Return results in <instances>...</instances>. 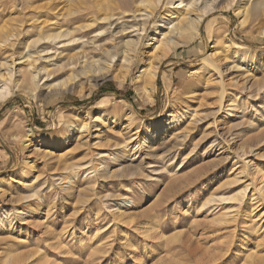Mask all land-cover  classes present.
I'll list each match as a JSON object with an SVG mask.
<instances>
[{
    "label": "rangeland",
    "instance_id": "obj_1",
    "mask_svg": "<svg viewBox=\"0 0 264 264\" xmlns=\"http://www.w3.org/2000/svg\"><path fill=\"white\" fill-rule=\"evenodd\" d=\"M123 1L0 0V45L17 37L0 59L38 36L36 19L50 25L57 12ZM225 1L194 42L170 55L153 94L137 83L140 57L168 0L125 81L82 79L83 94H34L21 66L0 104V264H264V192L256 195L252 181L255 170L264 174V11L242 27ZM216 40L243 52L224 58V79L204 61ZM223 82L229 112L218 111ZM175 110L201 121L182 119L155 145L123 153L142 124ZM69 122L76 131L66 145L26 147L33 135L54 136ZM215 197L229 200L210 204Z\"/></svg>",
    "mask_w": 264,
    "mask_h": 264
},
{
    "label": "bare ground",
    "instance_id": "obj_2",
    "mask_svg": "<svg viewBox=\"0 0 264 264\" xmlns=\"http://www.w3.org/2000/svg\"><path fill=\"white\" fill-rule=\"evenodd\" d=\"M222 1L168 0L163 14L154 22L146 44L143 46L142 57H140L142 58L140 59V74L137 76V83L141 84V90L153 94V85L170 55L200 36V31L207 17L219 8L218 5ZM164 2L165 0H126L109 4L98 3L95 6L97 11H93V8L92 10L82 9V11H72L70 15L57 12L55 13L56 22H51L50 25L44 19H36L35 22L39 25L38 36L26 35L27 37L21 44L23 51L11 52L5 59H0V104L9 98L12 90L10 86L15 78L19 80L21 77V66L26 68V71L30 74V83L27 86L34 94L44 93L48 95L63 92L83 94L82 89L80 92L77 91L78 83L82 79L91 80L95 82V85L109 77L125 81L128 71L138 60L149 25L156 20V15L161 11ZM225 2V9H234L242 27H246L255 15L260 11H264V0H226ZM86 12L88 16L92 15L90 21H87V17L82 15ZM16 38L15 34L9 35L0 45V48L14 47ZM216 41L217 45L214 47L213 53L206 57L204 61L209 69L217 72L224 79L223 77L226 74L222 64L224 58H227L228 54L239 56L243 52L229 43H224L223 46L219 47V40ZM221 54H224L225 57H221ZM118 65H123L124 71H126L123 75L115 73ZM58 73L65 74H63V77L58 78ZM24 84L26 83L24 82ZM18 85L19 81L16 82V86ZM87 95L89 97V93ZM227 97L229 96L223 82L218 101L219 112H224L226 109L229 112V105H226ZM175 112L179 114L175 115ZM187 114L188 111L180 113V111L175 110L168 113L165 118L146 121L139 127L140 129L134 138L130 139L132 142L130 144L127 142V146L123 148V153L128 148L130 149V146L134 150H143L155 145L162 136L168 134L173 125L181 122L182 119L192 118V121L195 120L194 124L201 121L197 120V113L191 114V117ZM227 117H229V113L226 114ZM132 120L133 118L128 119L129 125H132L130 124ZM88 126L84 124L80 131H86ZM74 131H76L74 122H69L65 126V130L54 136L33 135L31 140H28L26 147L34 142L36 146H47L50 149L53 147L60 148L68 143L72 134L75 133ZM217 134L222 138L224 137V134ZM104 156L109 157L108 155ZM99 164L101 165V163ZM100 165H98L99 168ZM86 166L88 167L89 164ZM29 169L28 167L23 171L22 180L27 179ZM254 173L252 181L255 192L256 195L262 198L264 182L257 183L261 178L262 181L264 180V174L258 171L257 174ZM66 178H60L59 182L63 183ZM71 183L72 180L69 178L66 184ZM251 196H254V194ZM33 197L34 195H31L28 198ZM228 200L224 197H215L211 198L209 203L218 205L219 202L224 203ZM208 204H206V207ZM119 209L117 210L120 211ZM117 213L118 216L121 215V213ZM18 214L22 219L26 215L25 212L20 211ZM7 222H5L6 226L9 225Z\"/></svg>",
    "mask_w": 264,
    "mask_h": 264
}]
</instances>
